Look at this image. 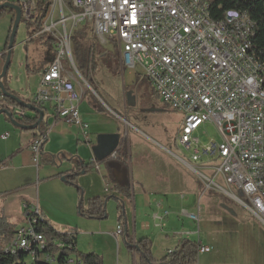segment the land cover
Returning a JSON list of instances; mask_svg holds the SVG:
<instances>
[{"label": "built area", "instance_id": "1", "mask_svg": "<svg viewBox=\"0 0 264 264\" xmlns=\"http://www.w3.org/2000/svg\"><path fill=\"white\" fill-rule=\"evenodd\" d=\"M43 1L47 11L39 36L50 33L56 55L44 69L31 102L45 111L50 105L56 117L80 127L87 137L89 124L80 111L83 92L76 75H64L69 73L64 60L76 69L73 30L83 22L93 23L102 42L111 40L118 45L124 69L141 66L161 99L184 113L177 144L190 154V160L222 159L213 178L192 168L209 186L216 185L215 178L223 175L227 185L236 186L249 198L251 212L264 223V56L249 44L252 24L246 23V17L226 10L225 24L207 25L209 0ZM11 2L21 7L26 21L39 19V0ZM230 23H239V30H230ZM242 47H249V55H242ZM15 112L20 117L29 114L21 109ZM209 122L216 126L222 141L200 146L195 132ZM46 138L47 131H42L31 142L37 165ZM4 167L0 162V169ZM25 208L27 224L17 229L5 248L12 253L27 251L34 264H56L57 254L43 251L48 241L36 230L39 219H44L40 209ZM188 215L199 222V213ZM122 231L119 224L116 234ZM32 236H39L38 248H29ZM210 250L201 244L198 253ZM69 262L78 264L74 259Z\"/></svg>", "mask_w": 264, "mask_h": 264}, {"label": "rangeland", "instance_id": "2", "mask_svg": "<svg viewBox=\"0 0 264 264\" xmlns=\"http://www.w3.org/2000/svg\"><path fill=\"white\" fill-rule=\"evenodd\" d=\"M7 1L11 0H0V4ZM14 16V11L8 14L10 20H13ZM37 28L35 22L26 21L22 18L12 49L11 65L8 70V86L10 89L16 85H18L17 87L20 86L23 90L22 93L18 91L20 98L28 99L30 94L38 88L43 72V63L50 61L55 50L54 41L49 40L50 33L39 36L41 31L36 32ZM73 36L79 42H86L93 47L94 68L89 75L85 76V79L77 73L75 67L69 61L64 60L66 70L69 72L64 75L68 76L72 73L76 75L78 86L83 92L80 106L82 110L94 111L96 106L101 109L98 111L101 120L91 125L87 137L85 135L82 139L83 143H85V139H88L89 134L96 141L101 131H118L122 142H124L123 148L128 156L125 161L124 173L131 185L135 184L136 189L143 188L140 183L134 182L137 175L136 160L138 158L144 156L146 160H151L156 157L163 162V165L168 164L167 167L171 165V170H168L171 171L173 182L171 186L176 193L175 196L189 194L193 197L194 203L183 205L175 201L176 204L178 203L180 211L174 216V220L167 224L166 230L170 238H176V235H174L177 232L176 229L180 231L193 230L194 235L186 236V238L191 237V240L198 241L211 248V251L199 254L197 264H203L204 261L212 262L213 260L218 264H231L232 262H225L223 259L232 256L239 257L241 264H264V223L251 212L249 198L241 195L236 186L227 185L223 175L215 178L216 185L209 186L208 182L192 168L197 167L202 175L213 178L222 164V159L213 158L207 161L204 158V166H202L192 162L190 154L177 144L184 113L181 110L171 108L161 99L151 82L144 76V70L141 66H137L135 69H124L120 62L118 45L111 40L102 42L100 37L95 34L93 23H81L79 27L73 30ZM25 77L29 78L28 83ZM128 91H134L135 93L136 104L134 106L127 104L126 93ZM29 113L34 112L29 111ZM53 116L50 105H47L43 121L45 129H53ZM4 123L11 124L5 114H0V148L3 141H5L1 139V135H7V139L11 136L8 130L2 128V125H5ZM11 125L10 127H15ZM195 136L200 138V146H204L213 140L215 142L222 141L220 132L210 122L205 123L196 131ZM57 144L51 143L50 140L45 142L46 151L51 150V154L54 156H57L58 152L66 150H70L72 156L77 154L75 149H72L75 147L61 149L60 144ZM137 144L145 145L146 150H141L140 153L135 151ZM130 149H132V152ZM165 149L172 150L191 166L177 159ZM88 153V151L85 153L81 151L83 156L88 157ZM131 153L133 154V165ZM155 154L158 156H155ZM71 160L68 157L63 158L66 164L70 163ZM118 160L119 158L117 160L111 159L110 162L120 163ZM57 162L59 160L55 162L53 160L44 161L41 156L38 165L34 161L35 171L38 170L43 175L48 168L57 170ZM74 166L77 168V162ZM163 169L169 176L170 172L166 167H163ZM160 172L162 171L160 170ZM59 175L60 173H57L56 176ZM77 177L80 179V176ZM60 179L62 180V177ZM61 180L57 181L58 184L52 186L58 193L62 191L58 190L59 187L64 185ZM66 182L72 186L77 185L75 182ZM143 190L149 192L147 188ZM131 192L133 193L132 190ZM41 193L43 198V191ZM61 194H53L47 200L60 208L67 201L65 195ZM14 196L15 198L9 207L10 213H7L6 210L3 211L0 207V216L7 219L16 229H20L27 224L23 200L26 201L28 206L37 207L40 204V209L44 207V203L39 200L36 184L32 192L28 194L20 192ZM129 199L132 200L131 197ZM109 200L112 202L113 198L110 197ZM116 205L108 207L110 216L104 220L84 217L78 209L79 205H77L76 210L73 208L74 215L61 214V220L65 221V225L59 227L61 229L58 231L78 232L77 250L85 253L96 250L103 256L104 264H134L133 253L123 240V236L120 235L116 239L112 234L116 231L118 222L122 224L121 220L124 219L122 215L123 206L121 205L117 212ZM224 206L233 209L235 215L230 213ZM182 207L189 208L190 213H199V222L183 215ZM200 207L203 210L199 211ZM120 216L121 219H119ZM58 242L59 240H54V243L57 244ZM162 243L159 239L158 243L156 242L154 251L152 250L156 256H160L158 255L160 253H167ZM175 246L177 247L178 244L172 246L171 250H174ZM59 253H61V250L55 251V254L59 255ZM69 255L71 259L79 260L77 253L69 251ZM140 263L141 255L137 252L135 264ZM64 264L75 263L67 262Z\"/></svg>", "mask_w": 264, "mask_h": 264}, {"label": "crops", "instance_id": "3", "mask_svg": "<svg viewBox=\"0 0 264 264\" xmlns=\"http://www.w3.org/2000/svg\"><path fill=\"white\" fill-rule=\"evenodd\" d=\"M11 21L13 20H10L8 15L0 18V74L3 71V67L6 59V56H4V52L12 28L13 22ZM44 63L42 66L43 67L42 71H44L46 66L49 64V62L46 64ZM25 80L27 83L29 82L28 77H25ZM39 83H38V87H39ZM17 86L18 85L13 86L11 90H13L15 94L18 96V91L22 93L23 90L20 86L19 87ZM37 90L38 88L35 89L34 93L30 94V97L28 99L27 98H21V99L23 101H31ZM4 103H5L4 95L0 90V104H4ZM100 110L101 109L99 108V106H96L94 111L92 110L90 111L87 109L82 110L80 108L83 119L87 121L89 124V132L91 129V125L96 124L101 120V117L98 113V111ZM29 114L33 115L34 113H29ZM15 117L17 118L19 116L17 115ZM6 118L9 122H11L13 126H15L12 123V121L8 119L9 117L6 116ZM4 124L5 125H2V128L8 130L11 133V136L9 139H7V135H1V139L5 140L1 144L2 146L0 148V162H2L5 165L4 168L0 169V205H2L0 207L3 211L6 210L7 213H10L9 207L11 205V202H13L15 198L14 195L20 192H24L28 194L29 192H32V190L35 189V184H36L39 200L40 202L42 201L44 203V207L42 209H40L41 207L40 204H38L37 206H39L40 212L43 215L44 219H46L49 222V224L56 230L61 229L59 227H63V225H65V221L61 220L62 219L61 214L74 215L73 211L74 209L76 210V206L79 205L78 207L79 209L80 205L83 204L84 201H85L84 203L87 204V202L90 199H93L95 197H100V198L107 197L108 200L106 205L107 207L106 217L100 218L99 220L107 219V217L110 216V212H109L110 210L108 209V207H110L111 205L115 206L117 204L116 205L117 212L120 209V206L122 205L123 206L122 215L124 219L121 220L122 222L121 225L123 227V231L119 234H116L117 233V229H116V231L113 232L112 234L116 239L120 235L123 236V240L127 243V245L128 243L134 245L138 239L143 237H148L152 241L151 249L154 251L156 242L158 243V240L160 239L163 242L162 244L164 249H166V252L168 253L169 251H172L171 250L172 246L177 244L179 246L182 240L186 239V236L194 235L193 230L188 229V230L180 231L176 229L177 232L174 233V235H176V238H170L166 230L167 224L170 223L172 220H174L173 219L174 216L177 215V213L180 211L179 205L178 203L176 204L175 201L183 205L190 204L191 202L194 203V200H192L193 197H191L189 194H181L178 197L175 196L176 193L171 186L173 184L171 178V171L168 170L171 168V165H169L168 167H167L168 164L163 165L162 164L163 162L156 157L151 160H146V157L144 156H143L144 158L137 157L138 158L136 160L137 175L136 178L134 179V182L140 183L143 188L136 189L135 184L131 185L130 181H128L125 176L124 169L126 166L125 164L126 159L124 160L122 158H119L118 161L120 163L110 162L111 159L117 160L116 157L115 158L111 157L109 158L110 160L107 159L104 162L95 161L92 147L95 145L96 141H94L93 136L89 134L90 136L88 137V139H85V143H83L82 139H84L85 135L80 127L68 124L65 121H63L61 118H58L54 115L53 127H52L53 129L52 130L44 129L45 131H47V138L45 142L50 140L51 143L54 144L58 143L57 145L60 144L61 149H66L73 146L75 148L72 149L73 150L75 149L76 151L75 153L77 154H74L72 156L70 150L69 151L66 150L64 152H58L57 156H54L53 154H51V150L46 151L45 142H44L43 152L41 155L42 159L44 161L53 160L54 162L59 160V162H57V170H54L55 168L54 169L48 168L46 169V172L43 173L42 175L40 171L38 170L35 171L33 156L30 150V145L33 139L35 138V135L31 132L23 131L21 130V128L17 126L12 128L10 127L11 125L10 123H9L10 125L8 123H4ZM111 132H118V131L105 130V131H101L100 133H111ZM38 133L41 132L37 131V134ZM144 146L145 145L137 144L135 151L140 153L141 150H146ZM165 150H167L177 159L189 165L188 163H186V161L182 160L172 150L170 149H165ZM81 151L83 153L88 151L89 152L88 157L83 156L81 154ZM130 151L132 152V149H130ZM155 156L158 155L155 154ZM65 157L72 159L71 162L68 163L69 165L63 161V158ZM131 161L133 165L132 153H131ZM76 162H77V168L74 166ZM198 164L204 166L203 165L204 161L202 160ZM84 166H87V168L86 169L83 168ZM163 167H166V169L170 172L169 176H167L168 174L165 173ZM83 169L86 170L85 174L76 175L73 181L67 178L69 182L77 183V185L75 186L69 185L68 182L62 181L60 179L61 177H67L69 175H72L77 171L80 172ZM160 170L162 172H160ZM57 173H60V175L56 176ZM77 176H80V179H78L79 177ZM60 180L62 184H64L61 185L58 189V190H62L61 191L62 194L61 192L58 193L56 190L52 188V186L58 184L57 181ZM127 184H130L131 190L133 191V193L130 192V195H127L126 193L122 192L120 189L116 187V185L124 186ZM77 186H79L80 189H78ZM144 188H147L149 192L144 191L143 190ZM42 191H43V198L41 193ZM53 194L65 195L67 201L63 205H61L60 208H58L57 206L52 204V202L47 200ZM110 197L113 198L112 202L109 200ZM129 197H131L132 200H130ZM23 202L25 208L26 201L23 200ZM188 209L182 207V213L183 215L191 218L188 215L190 213ZM199 209L200 211L203 210L201 207ZM107 210H108V214H107ZM83 216L88 218L85 215ZM119 219H121V216L119 217ZM2 221H7L9 223L7 219H4L2 216H0V222ZM119 224L120 222H118L117 227ZM70 232L75 233V237H76L75 242L77 247L78 232L68 231L62 233H70ZM187 239H191V237ZM153 251H152L153 256L158 260L162 259L167 254V253L164 254L160 253L158 254L160 256H156L153 253ZM91 252L98 253L96 250H92ZM132 253L135 264V257L137 255V252L134 250L132 251ZM233 259L235 260L233 261ZM223 261L225 262L230 261L232 262L231 264H241L240 263L241 260L239 259V257L236 256L223 259ZM203 264H218V262H214V260L212 262L204 261Z\"/></svg>", "mask_w": 264, "mask_h": 264}, {"label": "trees", "instance_id": "4", "mask_svg": "<svg viewBox=\"0 0 264 264\" xmlns=\"http://www.w3.org/2000/svg\"><path fill=\"white\" fill-rule=\"evenodd\" d=\"M39 6L40 17L35 22L38 27L36 32L42 29V20L47 11L45 1L39 0ZM226 10H238L247 13L249 18L254 22V34L252 36L253 47L256 48L261 55L264 56V0H209L208 11L213 20L218 21L223 19V13ZM11 11L13 10L8 8L0 9V18L8 15ZM10 35L8 41L10 39ZM42 35L43 34H41L40 36ZM49 40L53 41V38L49 37ZM7 51L8 43L4 52V56H6ZM72 52L78 70L86 79L85 76L89 75L94 68L93 47L86 42H79L73 36ZM55 55V52H53L49 63L55 58ZM46 63H48V61H45L44 64ZM3 83L8 92L15 94V92L8 86V76L4 78ZM4 102V104H0V109L7 108L12 115H15L16 109L27 111L26 108L19 105L12 98L4 96ZM38 119V114H27L23 117H17V120L24 125L35 124ZM44 129L45 128L42 122L40 126V132H42ZM21 130L31 132L35 136L37 135L36 130ZM116 156L117 158H122L124 160L128 158L123 146L120 147ZM83 168L86 169L87 166H84ZM67 178L73 181L75 179V174L69 175L67 176ZM116 187L127 195H130V184L124 186L116 185ZM77 188L80 189L79 186H77ZM107 200V197H95L93 199H90L85 206H83V204L80 205V212L82 213V215H85L91 219L105 218ZM36 230L40 233H43L48 241V247L43 250L44 252H49L52 255H55V251L61 250V253L57 255L58 264L69 262V260L71 259L69 251L77 253V257L79 259L77 261L78 264H104L102 255L96 252L85 253L79 252L77 250L75 233H62L53 228L46 219H39V224L37 225ZM16 232L17 229L15 230V227L9 224L7 221L0 222V264H34L31 260L30 254L27 251L19 249L15 253H12L7 251V248H5L7 243H9V241H11L15 237ZM54 240H59L64 245L58 243L56 244L54 243ZM200 245V242L186 238L182 240L177 248H175L171 252H168L162 259L157 260L152 254V241L148 237L138 239L134 245L128 243L130 250H135L141 255L140 264H197L199 257L198 248L200 247ZM36 264H46V262L37 261Z\"/></svg>", "mask_w": 264, "mask_h": 264}, {"label": "water", "instance_id": "5", "mask_svg": "<svg viewBox=\"0 0 264 264\" xmlns=\"http://www.w3.org/2000/svg\"><path fill=\"white\" fill-rule=\"evenodd\" d=\"M2 8H8V9L13 10L15 13V16H14L13 25L11 28L10 39L8 41V51L6 53V59H5L3 71L0 74V90L4 96L14 99L19 105L26 108L28 112L32 111V112H34V114H38L39 119L35 124L24 125V124L20 123L17 120V118L15 117V116H17L16 112H15V115H12L11 112L8 111L7 108H1L0 114H5L7 117H9L11 119L12 123L15 126L21 128V129L40 131V126H41V123L43 122L44 116H45V110L34 105L31 101L30 102L29 101H23L17 95L8 92L6 90L4 83H3L4 78L6 76H8V70H9L10 65H11L12 49L14 46L15 37H16L18 27H19V24H20L21 19H22V10H21V7L19 5H17L14 2H11V1L1 3L0 9H2ZM126 101H127V104L131 105V106H134L136 104V96L134 94V91H128L126 93ZM121 145H122V140H121V135L119 134V132L99 134L97 136V140H96L95 145L92 147V151H93L95 161L104 162L111 157L115 158L118 150L121 147ZM85 172H86V170L83 169L80 172L77 171L73 174H75V176H76L78 174H85ZM62 180L63 181H69L67 179V177H62ZM240 194L242 195L241 192H240ZM224 207L230 213L235 215V212L233 209H231L227 206H224Z\"/></svg>", "mask_w": 264, "mask_h": 264}, {"label": "bare ground", "instance_id": "6", "mask_svg": "<svg viewBox=\"0 0 264 264\" xmlns=\"http://www.w3.org/2000/svg\"><path fill=\"white\" fill-rule=\"evenodd\" d=\"M208 8H209V1H206L207 25L225 24V17H223V19L218 20V21L213 20L209 14ZM227 14H232V15H236V16H245L246 17V23L252 24V31H251V34H249V44L253 46L252 36L254 34V22L249 18L247 13L242 12V11H238V10H229V11H227ZM230 30H239V23H230ZM242 55H249V47H242ZM76 71L82 77L77 66H76ZM20 229H23V228H20ZM69 234H71V233H69ZM38 246H39V236H32V238H30V240H29V248H35V247L38 248ZM7 251H9V248H7Z\"/></svg>", "mask_w": 264, "mask_h": 264}, {"label": "flooded vegetation", "instance_id": "7", "mask_svg": "<svg viewBox=\"0 0 264 264\" xmlns=\"http://www.w3.org/2000/svg\"><path fill=\"white\" fill-rule=\"evenodd\" d=\"M134 94H135V93H134ZM43 121H44V120H43ZM123 143H124V142H122V145H121V146H123ZM116 155H117V154H116ZM116 158H117V156H116Z\"/></svg>", "mask_w": 264, "mask_h": 264}]
</instances>
